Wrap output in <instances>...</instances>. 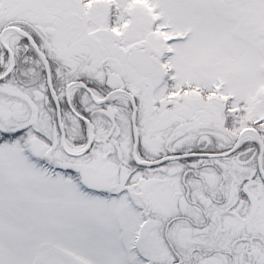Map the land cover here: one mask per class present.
Wrapping results in <instances>:
<instances>
[{"label":"snow or ice","instance_id":"1","mask_svg":"<svg viewBox=\"0 0 264 264\" xmlns=\"http://www.w3.org/2000/svg\"><path fill=\"white\" fill-rule=\"evenodd\" d=\"M0 264H264V0H0Z\"/></svg>","mask_w":264,"mask_h":264}]
</instances>
